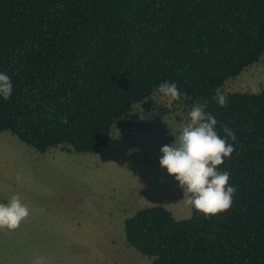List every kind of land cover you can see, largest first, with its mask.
Wrapping results in <instances>:
<instances>
[{
	"label": "trees",
	"instance_id": "trees-1",
	"mask_svg": "<svg viewBox=\"0 0 264 264\" xmlns=\"http://www.w3.org/2000/svg\"><path fill=\"white\" fill-rule=\"evenodd\" d=\"M264 54V0H0V132L91 153L165 86L194 109L191 214L124 219L150 264H264V85L226 91Z\"/></svg>",
	"mask_w": 264,
	"mask_h": 264
},
{
	"label": "rangeland",
	"instance_id": "rangeland-1",
	"mask_svg": "<svg viewBox=\"0 0 264 264\" xmlns=\"http://www.w3.org/2000/svg\"><path fill=\"white\" fill-rule=\"evenodd\" d=\"M263 85L264 54L225 90ZM133 107L91 153H40L0 132V264H150L127 244L124 219L152 205L176 219L191 214L202 124L194 109L172 104L165 86Z\"/></svg>",
	"mask_w": 264,
	"mask_h": 264
}]
</instances>
